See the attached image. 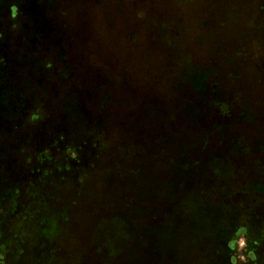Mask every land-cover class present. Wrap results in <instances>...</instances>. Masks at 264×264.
<instances>
[{
    "label": "rangeland",
    "instance_id": "1",
    "mask_svg": "<svg viewBox=\"0 0 264 264\" xmlns=\"http://www.w3.org/2000/svg\"><path fill=\"white\" fill-rule=\"evenodd\" d=\"M145 240L264 264V0H0V264Z\"/></svg>",
    "mask_w": 264,
    "mask_h": 264
},
{
    "label": "trees",
    "instance_id": "2",
    "mask_svg": "<svg viewBox=\"0 0 264 264\" xmlns=\"http://www.w3.org/2000/svg\"><path fill=\"white\" fill-rule=\"evenodd\" d=\"M210 232L207 233V236L210 238L209 240L213 239L212 237L215 236L212 232H216L217 229L214 228H210ZM113 235H115L114 233H112L111 237L109 238L108 235L105 236V241H100L102 245H106V244H114L116 241H112L113 240ZM116 240V239H115ZM159 246H158V241H143V244L141 245L140 251L142 252V257L140 259H136L132 261V264H155L156 263H160L163 264L166 261L171 262L173 264H176L175 262H179L180 259L179 257L175 254L176 250L175 248L172 249V247H174V242L172 245L171 241H166L161 243V241H159ZM170 246L171 249H170ZM159 247V248H158ZM198 251H200L198 248H195ZM170 251V255H168V259H163L160 258L162 257V255L164 253H167ZM174 258H176V261H174ZM185 263H193L192 259H191V253H190V257H188V259L186 258ZM115 264H117V262H115Z\"/></svg>",
    "mask_w": 264,
    "mask_h": 264
},
{
    "label": "clouds",
    "instance_id": "3",
    "mask_svg": "<svg viewBox=\"0 0 264 264\" xmlns=\"http://www.w3.org/2000/svg\"><path fill=\"white\" fill-rule=\"evenodd\" d=\"M15 15H16V9L13 8V17H15ZM47 67L50 68L51 65L49 64ZM37 118H38L37 113H33V114L30 115L29 120H30V121H34V120H36ZM240 247H241V248L244 247V242H243V240L240 241ZM239 259H240L241 261H243V260L245 259V257H244L243 255H241V256H239ZM233 264H236V259H235V258H233Z\"/></svg>",
    "mask_w": 264,
    "mask_h": 264
}]
</instances>
